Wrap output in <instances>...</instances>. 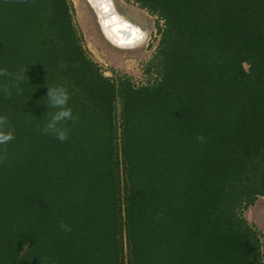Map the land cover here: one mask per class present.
I'll return each instance as SVG.
<instances>
[{
	"label": "trees",
	"instance_id": "trees-1",
	"mask_svg": "<svg viewBox=\"0 0 264 264\" xmlns=\"http://www.w3.org/2000/svg\"><path fill=\"white\" fill-rule=\"evenodd\" d=\"M129 1L159 36L141 84L103 75L68 0H0L19 73L0 77V264H264L243 215L264 198V0ZM56 85L64 142L40 131Z\"/></svg>",
	"mask_w": 264,
	"mask_h": 264
},
{
	"label": "rangeland",
	"instance_id": "rangeland-1",
	"mask_svg": "<svg viewBox=\"0 0 264 264\" xmlns=\"http://www.w3.org/2000/svg\"><path fill=\"white\" fill-rule=\"evenodd\" d=\"M72 10L73 23L78 30L83 46L91 60L110 77L127 75L135 84H141L148 77L143 70L152 56L159 36L155 28V18L137 8L129 0H112L117 10L141 28L148 31L145 43L135 50H120L109 45L100 34L93 10L87 0H68ZM244 218L261 234L264 254V198H258L254 206L244 212Z\"/></svg>",
	"mask_w": 264,
	"mask_h": 264
},
{
	"label": "clouds",
	"instance_id": "clouds-1",
	"mask_svg": "<svg viewBox=\"0 0 264 264\" xmlns=\"http://www.w3.org/2000/svg\"><path fill=\"white\" fill-rule=\"evenodd\" d=\"M9 76L19 79V73H9L5 69L0 68V77ZM5 95L10 94L9 89L4 87L0 89ZM70 93L63 85L49 87L47 92V104L52 112L47 114V122L40 131L45 135H52L56 140L64 142L69 136V129L64 126L67 121H74L72 108L69 107ZM15 139V130L9 125V118L0 114V146L6 145ZM198 139H202L198 137ZM63 231H69L67 225L61 223L59 225Z\"/></svg>",
	"mask_w": 264,
	"mask_h": 264
},
{
	"label": "water",
	"instance_id": "water-1",
	"mask_svg": "<svg viewBox=\"0 0 264 264\" xmlns=\"http://www.w3.org/2000/svg\"><path fill=\"white\" fill-rule=\"evenodd\" d=\"M90 8L94 12L96 23L100 34L112 47L120 50H135L141 47L148 38V31L120 13L112 0H87ZM103 24V27H102ZM107 32L113 37L121 38V42L116 44L115 40H110ZM132 41V45L127 46ZM105 77H110L108 72H104Z\"/></svg>",
	"mask_w": 264,
	"mask_h": 264
},
{
	"label": "bare ground",
	"instance_id": "bare-ground-1",
	"mask_svg": "<svg viewBox=\"0 0 264 264\" xmlns=\"http://www.w3.org/2000/svg\"><path fill=\"white\" fill-rule=\"evenodd\" d=\"M102 27H103V24H102ZM107 36H108V38L110 39V40H115V43L116 44H118V43H120L121 42V38H119V37H117V36H112L110 33H108L107 32ZM133 43H132V41H130V42H128V44H126L127 46H130V45H132Z\"/></svg>",
	"mask_w": 264,
	"mask_h": 264
}]
</instances>
